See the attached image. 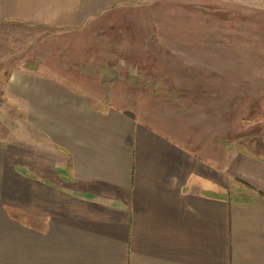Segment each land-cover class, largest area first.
Instances as JSON below:
<instances>
[{"label":"crops","instance_id":"obj_1","mask_svg":"<svg viewBox=\"0 0 264 264\" xmlns=\"http://www.w3.org/2000/svg\"><path fill=\"white\" fill-rule=\"evenodd\" d=\"M168 2L0 0V24L64 39L61 59L46 64L51 74L6 83L33 135L29 145L19 133L0 138V264H264V161L200 137L150 104L169 98L166 87L156 94L129 74L158 69L157 81L170 84L177 69L193 68L194 46L182 39L192 31L168 27L171 13L139 10ZM239 14L244 30L248 16ZM263 16L255 13L256 28ZM206 49L207 67L238 61L239 76L248 52L256 68L264 60L263 44ZM67 61L93 75H52ZM104 68L122 69L125 80L104 87Z\"/></svg>","mask_w":264,"mask_h":264},{"label":"rangeland","instance_id":"obj_2","mask_svg":"<svg viewBox=\"0 0 264 264\" xmlns=\"http://www.w3.org/2000/svg\"><path fill=\"white\" fill-rule=\"evenodd\" d=\"M170 1L157 4L152 9L139 10L171 13L174 16L166 20L168 27L178 23V28L192 31L193 35H184L182 39L185 40L183 43L194 46L193 68L177 69L178 77L172 79L177 82L170 84L157 81L158 77L153 73L158 69H147L148 73L141 68L130 69L129 74L137 83L156 94L162 86L166 87L169 98L150 100V104L166 110L168 115L174 114L183 119L186 125L193 123L200 137L224 141L231 147L232 155L241 153L264 161V60L262 66L256 68L254 52H248L246 74L239 76L240 69L234 67L238 61L231 62L230 67H223L226 61L216 58L215 65L207 67L206 55L207 43L234 46L244 43L248 45V50L254 44L264 46V19L259 22L262 23L259 28H256L254 20L255 13L264 11V0H226L230 8L225 10L222 5L208 7L207 0ZM208 10H211L215 20L210 19ZM244 11L248 16L247 27L242 30L235 26L239 22V13ZM152 22L156 23L153 27L158 28L159 21ZM212 26L214 30L209 34L207 29ZM196 32L197 35L194 34ZM63 44L64 39L60 34L56 35L44 27L14 22L0 24V138H10L19 133L23 136L24 144H30L33 132L28 117L20 114L22 109L12 101L6 83L12 75L20 73L51 74L46 64L55 54L61 59ZM54 69L57 72L52 75L57 76H62L64 71H74L83 77L93 75V69L78 65L71 67L68 61ZM121 70L104 68V87L110 88L111 84H115L113 82L124 81L126 75ZM179 71L182 73L179 74ZM182 76L191 82L179 83L184 79Z\"/></svg>","mask_w":264,"mask_h":264}]
</instances>
